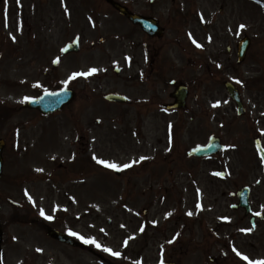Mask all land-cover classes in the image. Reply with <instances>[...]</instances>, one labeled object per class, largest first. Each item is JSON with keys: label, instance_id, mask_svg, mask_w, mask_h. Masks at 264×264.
Wrapping results in <instances>:
<instances>
[{"label": "rangeland", "instance_id": "1", "mask_svg": "<svg viewBox=\"0 0 264 264\" xmlns=\"http://www.w3.org/2000/svg\"><path fill=\"white\" fill-rule=\"evenodd\" d=\"M115 1L150 11L164 27L162 38L137 33L106 0H25L28 7L20 9L0 2V107L7 109L0 118V264L264 261V170L254 145L258 137L264 146V0ZM244 34L251 44L237 63L235 46ZM74 37L78 51L61 56ZM150 60L160 63L150 66L163 79L150 88L156 98L138 85L157 78L145 69ZM91 68L98 71L68 79ZM171 79L190 89L179 114L163 105ZM225 80L238 85L242 115ZM61 87L76 97L57 116L22 106L25 97ZM106 93L125 94L130 103L106 102ZM70 126L75 139L61 140ZM40 136L49 143L38 144ZM210 136L220 137L225 149L187 158V150ZM98 160L130 167L108 168ZM241 186L250 188L252 214H262L254 228L243 210L230 208ZM47 226L101 247L60 244L46 235Z\"/></svg>", "mask_w": 264, "mask_h": 264}, {"label": "water", "instance_id": "2", "mask_svg": "<svg viewBox=\"0 0 264 264\" xmlns=\"http://www.w3.org/2000/svg\"><path fill=\"white\" fill-rule=\"evenodd\" d=\"M110 2V4L122 15L126 16L131 22L133 23H139L149 34H161V30L157 26V23L153 19L144 18L139 15L133 14L129 12L125 7L121 6L117 2L113 0H107ZM249 45V39L244 38L238 43V61H242L246 52V49ZM78 49L77 41H73L72 43L68 44L64 49L63 52H69V51H76ZM56 64V61L54 62ZM115 72H118V69H115ZM225 88L231 97V99L236 103L237 106V112L240 114L244 111L242 103L240 101L239 93L234 85H232L229 82H226ZM176 98V106L177 107H183L185 96H186V90L182 87H178L176 92L173 94ZM73 96L72 91L69 90H60L55 93H44L39 98L29 100L25 106L30 108H37L41 110L42 112L48 113L55 111L60 108V106L67 101L71 99ZM107 100L110 101H116V102H125L126 98L124 96L118 95V94H108L105 97ZM258 150L260 158L262 159V162L264 163V150L261 147L258 140L255 141ZM3 147V142L0 141V172L2 167V159H1V150ZM223 148V145L220 143V139L217 137H211L208 141V143L205 146H198L190 151H188V155L190 156H196V157H202L206 155H210L212 153H215ZM248 194L249 189L247 187H242L239 189L236 193L238 198V203L233 205L232 208H239L242 207L246 214L250 211V206L248 203ZM48 235L59 240L66 242L71 245H79L76 241L71 239L70 237H67L66 235L57 232L55 230L49 229ZM0 239H1V228H0ZM173 264V263H168Z\"/></svg>", "mask_w": 264, "mask_h": 264}, {"label": "snow or ice", "instance_id": "3", "mask_svg": "<svg viewBox=\"0 0 264 264\" xmlns=\"http://www.w3.org/2000/svg\"><path fill=\"white\" fill-rule=\"evenodd\" d=\"M7 3V0H5V4ZM17 3H19V0H17ZM240 28H243V27H245L244 25H240L239 26ZM13 39H15V37H13ZM194 44H196V46L197 47H201V45H199L194 39H193V41H192ZM98 71V69H96V68H91V69H89L87 72H75V73H72L71 74V76H69V80H71V79H73V78H75L76 76H88L89 74H91V73H95V72H97ZM65 83H68V81H65ZM28 98L27 97H25V100H27ZM219 102H217V104H218ZM213 106H216V105H213ZM93 159H96V157L94 156L93 157ZM141 159H144V157H141ZM98 163H100V164H104V165H106L108 168H113V169H118V170H120L121 168H128V167H130V165L129 164H124V165H117V164H115V163H109V162H107V161H104V160H98ZM37 171H42V169H37ZM217 175H219V173H217ZM27 194V193H26ZM29 200H31V197L29 196ZM198 207H199V205H198ZM40 215L41 216H45V212H44V210L43 209H41L40 210ZM189 215H191V213H189ZM45 218L46 219H48V220H51V219H53V217H51V216H45ZM241 231H249V230H246V229H241ZM71 235H77V233H74V232H72V233H70ZM81 240H83L84 241V243H88V244H94L97 248H100L101 247V245L100 244H98L96 241H95V239H92V238H88V239H85L83 236H80L79 237ZM15 239V238H14ZM125 244H127V241H125ZM37 251H41L40 249H37ZM103 251H105V252H109V253H111V255H113V256H116V257H119L121 254L119 253V252H113L110 248H103ZM234 251H235V249H234ZM238 256H241V253H239V252H237L236 253ZM242 259H244V260H248V257L247 256H242ZM248 264H264V261H248Z\"/></svg>", "mask_w": 264, "mask_h": 264}, {"label": "flooded vegetation", "instance_id": "4", "mask_svg": "<svg viewBox=\"0 0 264 264\" xmlns=\"http://www.w3.org/2000/svg\"><path fill=\"white\" fill-rule=\"evenodd\" d=\"M9 1L12 2L13 4H23L24 6L27 5V7H28V3H29V2H24L25 0H19V3H17V0H9ZM30 4H31V3H30ZM33 4H34V3H32V4L30 5V7H31ZM135 12H137V13H139V14H143V15L153 16V14L150 13V11L143 12V11H141V10H136ZM135 27H136V29H137V33L139 32L140 34L145 35L144 32L140 29V27H139L138 25H135ZM142 32H143V33H142ZM228 50H229V48H228ZM143 82H147V81H143ZM179 82H181V81H179ZM181 83H183V82H181ZM80 85H82V84H80ZM152 97L155 98V95H153ZM174 112L176 113V112H178V111L175 110ZM117 174H118V173H117Z\"/></svg>", "mask_w": 264, "mask_h": 264}]
</instances>
